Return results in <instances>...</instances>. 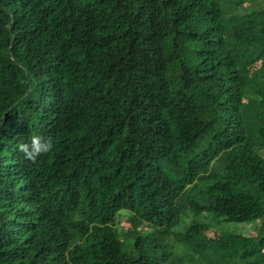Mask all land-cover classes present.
Wrapping results in <instances>:
<instances>
[{
    "label": "trees",
    "instance_id": "16d2710c",
    "mask_svg": "<svg viewBox=\"0 0 264 264\" xmlns=\"http://www.w3.org/2000/svg\"><path fill=\"white\" fill-rule=\"evenodd\" d=\"M0 264H264V0H0Z\"/></svg>",
    "mask_w": 264,
    "mask_h": 264
},
{
    "label": "clouds",
    "instance_id": "9594fccd",
    "mask_svg": "<svg viewBox=\"0 0 264 264\" xmlns=\"http://www.w3.org/2000/svg\"><path fill=\"white\" fill-rule=\"evenodd\" d=\"M17 149L30 161H36L38 157L49 154L54 149V141L51 135H32L29 142L17 144Z\"/></svg>",
    "mask_w": 264,
    "mask_h": 264
},
{
    "label": "rangeland",
    "instance_id": "374dc122",
    "mask_svg": "<svg viewBox=\"0 0 264 264\" xmlns=\"http://www.w3.org/2000/svg\"><path fill=\"white\" fill-rule=\"evenodd\" d=\"M258 67V63H256L255 65H253L250 68V71L253 72L256 68ZM120 218V217H119ZM122 221V219L120 220ZM191 221V217H188L187 219H184V223H183V227L187 226ZM148 227V225L146 224H142L141 226H139V230L144 231L146 228ZM183 227L179 228V229H183ZM129 229V225L125 224L124 222H120L119 223V227H118V235L120 237H122L124 235V233ZM248 234L253 235L252 230L249 229L248 230ZM209 235L213 236V237H219L221 236V234L219 232H210Z\"/></svg>",
    "mask_w": 264,
    "mask_h": 264
}]
</instances>
